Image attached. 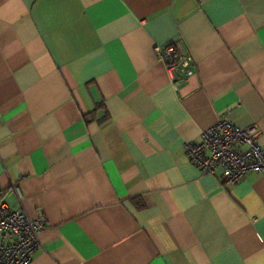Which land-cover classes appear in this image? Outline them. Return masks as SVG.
Masks as SVG:
<instances>
[{"label": "crops", "instance_id": "1", "mask_svg": "<svg viewBox=\"0 0 264 264\" xmlns=\"http://www.w3.org/2000/svg\"><path fill=\"white\" fill-rule=\"evenodd\" d=\"M181 37L193 75L154 47ZM227 116L264 146V0H0V197L29 264H264V171L224 185L184 143Z\"/></svg>", "mask_w": 264, "mask_h": 264}, {"label": "built area", "instance_id": "2", "mask_svg": "<svg viewBox=\"0 0 264 264\" xmlns=\"http://www.w3.org/2000/svg\"><path fill=\"white\" fill-rule=\"evenodd\" d=\"M157 59L164 63L172 79L193 75L194 61L181 37L156 45ZM255 124L236 126L227 116L201 132L198 141L185 142L188 160L202 173L221 170L224 185L238 183L246 174L264 171V146L258 141ZM18 206L0 197V264H29L40 246L39 233L45 226L42 217L30 218L21 207L23 193L12 185Z\"/></svg>", "mask_w": 264, "mask_h": 264}]
</instances>
